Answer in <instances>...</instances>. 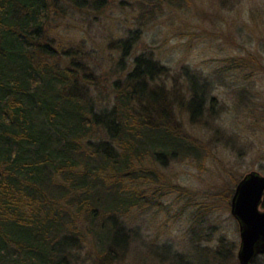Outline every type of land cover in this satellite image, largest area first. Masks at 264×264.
I'll list each match as a JSON object with an SVG mask.
<instances>
[{
	"label": "trees",
	"instance_id": "obj_1",
	"mask_svg": "<svg viewBox=\"0 0 264 264\" xmlns=\"http://www.w3.org/2000/svg\"><path fill=\"white\" fill-rule=\"evenodd\" d=\"M116 1L0 0V264H129V219L162 209L165 169L199 156L192 129L213 117L203 74L168 81L148 53L129 63L145 24L108 40L119 58L104 73L67 38ZM189 1L148 3L180 14Z\"/></svg>",
	"mask_w": 264,
	"mask_h": 264
},
{
	"label": "rangeland",
	"instance_id": "obj_2",
	"mask_svg": "<svg viewBox=\"0 0 264 264\" xmlns=\"http://www.w3.org/2000/svg\"><path fill=\"white\" fill-rule=\"evenodd\" d=\"M148 2L117 0L99 14L77 16L78 29L74 32L72 22L66 35L85 54L96 55L104 73L119 58L107 49L108 40L125 38L145 24L129 63L142 53L154 54L169 69L168 81L185 66L211 84L206 99L213 117L204 121L208 128L192 129L199 156L165 169L175 189L162 209L129 219L134 238L127 262L220 264L214 257L223 259L218 254L223 250L230 264H240V229L231 201L244 177L264 176V0H190L180 14ZM252 264H264V255Z\"/></svg>",
	"mask_w": 264,
	"mask_h": 264
},
{
	"label": "water",
	"instance_id": "obj_3",
	"mask_svg": "<svg viewBox=\"0 0 264 264\" xmlns=\"http://www.w3.org/2000/svg\"><path fill=\"white\" fill-rule=\"evenodd\" d=\"M264 176L257 172L248 174L239 182L231 201V214L240 229V264H252L264 255Z\"/></svg>",
	"mask_w": 264,
	"mask_h": 264
}]
</instances>
